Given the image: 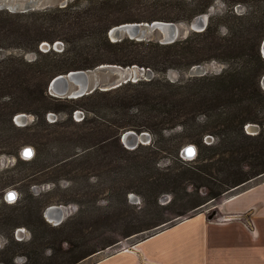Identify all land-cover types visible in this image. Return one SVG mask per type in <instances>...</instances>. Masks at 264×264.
Here are the masks:
<instances>
[{
    "label": "trees",
    "instance_id": "obj_1",
    "mask_svg": "<svg viewBox=\"0 0 264 264\" xmlns=\"http://www.w3.org/2000/svg\"><path fill=\"white\" fill-rule=\"evenodd\" d=\"M127 1L136 0H75L27 12L0 9V48L34 54L30 60L15 53L0 56V154L18 160L21 142H31L35 146L31 160L41 162L43 139L80 145L83 150L112 146L106 161L127 169L132 176L129 182L144 188L149 200L157 198L160 188L177 187L182 178L189 180L194 191L204 188L203 197L187 211L264 174V90L259 83L264 73L259 50L264 38V0H219L224 10L210 14L202 31H190L167 44L155 39H109L111 26L139 21ZM214 1L179 0L177 17L167 21L189 22L207 12ZM237 5L244 10L235 11ZM56 40L63 43L62 50H40L43 41L52 45ZM209 62L223 68L218 73L184 76L192 66ZM101 64H135L148 68L154 76L108 90L95 89L77 98L49 94L47 87L53 76ZM170 70L179 74L178 79L166 77ZM76 110L82 112L78 121L73 119ZM21 112L31 113L33 120L17 125L13 118ZM51 112H62L65 119L50 122L47 115ZM247 123H257L260 131L246 133ZM52 126L55 128L49 130ZM126 130L146 131L152 138L147 145L129 150L120 142ZM206 134L215 139L206 143ZM185 142L194 144L196 154L190 162H182V171L157 166L156 158L162 153L179 159ZM79 156L64 155L52 165L62 167ZM8 171V167L0 168V172ZM13 179L1 178L0 188ZM29 199L21 214L29 217L40 230L41 240L46 241L48 225L40 207ZM13 216H1L0 224H9ZM58 225L63 228L66 221ZM4 252L0 250V256ZM0 264L10 263L0 259Z\"/></svg>",
    "mask_w": 264,
    "mask_h": 264
},
{
    "label": "rangeland",
    "instance_id": "obj_2",
    "mask_svg": "<svg viewBox=\"0 0 264 264\" xmlns=\"http://www.w3.org/2000/svg\"><path fill=\"white\" fill-rule=\"evenodd\" d=\"M5 1L22 3L26 0ZM61 1L66 4L75 0H39L36 9L60 6ZM178 1L136 0L127 1V4L131 14L133 13L135 17L134 19L139 20L132 22H151L153 20L167 21L169 18L177 17ZM224 8L223 3L216 0L208 11L212 14L221 12ZM241 10H244L243 6L235 7V11L240 12ZM179 22L187 23L182 20ZM55 42L60 43L58 49L63 48V43L60 40ZM50 46L52 49L51 44ZM42 48L44 50L43 46ZM10 53L21 54L29 60L34 57L32 52H24L16 48H0V56ZM201 65L207 74L218 73L223 68V65L217 62ZM178 76L179 74L173 70L166 74L170 80H176ZM184 76L187 77V72ZM96 78L103 82L110 79V75L105 71H99ZM76 112H80V110H76ZM51 113H54V116H48L47 120L50 122L56 118L62 122L66 116L62 112ZM25 114L27 123H30L33 120V115ZM73 117L78 121L82 118V114H74ZM248 125H255L256 131L247 127ZM53 128L55 127H49V130ZM244 131L255 135L260 131V126L257 123H247L244 125ZM206 137V143L215 139L210 134H206ZM151 138L152 136L149 134V140L143 143L147 145ZM43 141L45 144L41 162H33L32 156L26 158L21 156L19 149L22 146H30L35 150V146L31 142H21L18 147V160L14 156L0 154L3 162L0 168L8 167L9 169L8 172H0V179L14 178L9 184L0 188V217L15 214L13 218L8 219L9 224H0V250H5L0 259L10 264H67L86 253L96 251L75 263L92 264L117 250L136 245L142 239L183 218L198 212L209 215L216 210L222 198L236 194L246 187L264 180V174L257 176L245 184L187 211L190 206L203 197L205 192L204 188L194 191V187L188 179L182 178L180 184H177V187L173 189H158L157 198L149 200L145 196L144 188L129 182L128 179L132 176L127 174V169L118 167L114 161H106L107 151L112 149V146L100 145L83 150L80 145L76 144L52 142L47 139H43ZM120 142L126 149H133L121 140ZM87 145L91 146L92 143L87 142ZM187 145L194 144L190 142L182 144L179 150V159L164 153L158 155L157 166L160 169L171 167L174 171H182V162L188 163L195 157V155L193 157L181 155V150ZM71 153H77L80 156L62 167L52 165L57 158L68 156ZM49 164L51 166H47ZM46 166L47 168H44ZM8 190H14L15 198L5 197ZM29 197L33 198L34 203L40 207L41 215L48 225L45 228L46 241L41 240L40 230L29 221V217L21 214L22 207L29 204ZM52 205L66 209L62 220V222L66 221L65 227L60 228V225H56L44 217L45 209ZM211 219H222L221 213L217 212ZM242 220L247 228H251L252 224L248 218H242ZM77 221L78 224H75ZM164 221L166 222L161 223Z\"/></svg>",
    "mask_w": 264,
    "mask_h": 264
},
{
    "label": "crops",
    "instance_id": "obj_3",
    "mask_svg": "<svg viewBox=\"0 0 264 264\" xmlns=\"http://www.w3.org/2000/svg\"><path fill=\"white\" fill-rule=\"evenodd\" d=\"M92 264H264V180ZM242 218H248L247 228Z\"/></svg>",
    "mask_w": 264,
    "mask_h": 264
},
{
    "label": "water",
    "instance_id": "obj_4",
    "mask_svg": "<svg viewBox=\"0 0 264 264\" xmlns=\"http://www.w3.org/2000/svg\"><path fill=\"white\" fill-rule=\"evenodd\" d=\"M39 0H26L22 3L14 1H0V9L4 8L10 12H27L29 10H35L38 6ZM65 2L61 1L60 6H64ZM210 12L198 14L194 16L189 22H173V21H162V20H153L151 22H123L111 26L108 29L107 36L111 41H118L124 37L135 40H144V39H155L159 43L167 44L172 43L180 38L185 37L190 31H202L209 19ZM60 43L54 42L52 44V49L56 51L62 50L58 49ZM44 47V50L42 48ZM42 51H47L51 48L50 44L43 41L39 47ZM260 53L264 58V38L260 43ZM99 71H105L110 75V79L106 81H99L96 78V74ZM145 71H147L145 73ZM207 74L205 68L202 65H194L187 71V76H202ZM154 74L151 73L148 68L140 67L138 65L131 66H120L117 64H101L94 68L89 69H78V70H69L66 73L57 74L53 76L48 83V92L50 95L58 98H77L85 94L91 93L95 89L99 90H108L115 88L122 83L127 81H136L140 78L150 79ZM260 86L264 90V73L260 78ZM14 121L17 125L22 126L27 123L26 114L18 113L14 117ZM254 131H256L255 125H248ZM120 140L128 145L131 148L136 147L139 143L144 144L143 142L149 140V134L147 132L136 133L133 130H126L120 135ZM191 145L185 146L181 150V155L186 157H193L196 153V148L194 145V152L187 156L185 151ZM29 148L25 146L20 150V154L23 158L30 157L33 155L29 154L28 156L24 155V150ZM32 148V147H30ZM33 149V148H32ZM34 151V150H33ZM3 164L2 158L0 157V166ZM12 192L9 190L5 193V197L8 198V195ZM15 198V197H14ZM61 206L52 205L49 206L44 211V217L48 219L47 212L49 209H58L53 214V222L58 225L62 222L65 214L63 213ZM217 213V210L212 211L207 215L208 219H211L213 215ZM184 219V218H183Z\"/></svg>",
    "mask_w": 264,
    "mask_h": 264
},
{
    "label": "bare ground",
    "instance_id": "obj_5",
    "mask_svg": "<svg viewBox=\"0 0 264 264\" xmlns=\"http://www.w3.org/2000/svg\"><path fill=\"white\" fill-rule=\"evenodd\" d=\"M194 147L191 145L190 147H188L185 151V155L187 156H190L193 152H194ZM24 155L28 156L29 154H32L33 153V149L30 148H27L25 149L24 151ZM33 156V155H32ZM15 197V192L14 190H12V192H10V194L8 195V199H13ZM60 209H62L63 213L65 214V208L64 207H61ZM58 209H49V211L47 212V215H48V220H50L51 222H53V214L54 212H56Z\"/></svg>",
    "mask_w": 264,
    "mask_h": 264
},
{
    "label": "built area",
    "instance_id": "obj_6",
    "mask_svg": "<svg viewBox=\"0 0 264 264\" xmlns=\"http://www.w3.org/2000/svg\"><path fill=\"white\" fill-rule=\"evenodd\" d=\"M41 46V45H40ZM75 114H82V112L80 111V112H76ZM48 116L49 117H52V116H54V114H52V113H49L48 115H47V119H48Z\"/></svg>",
    "mask_w": 264,
    "mask_h": 264
},
{
    "label": "flooded vegetation",
    "instance_id": "obj_7",
    "mask_svg": "<svg viewBox=\"0 0 264 264\" xmlns=\"http://www.w3.org/2000/svg\"><path fill=\"white\" fill-rule=\"evenodd\" d=\"M9 191V190H8Z\"/></svg>",
    "mask_w": 264,
    "mask_h": 264
}]
</instances>
